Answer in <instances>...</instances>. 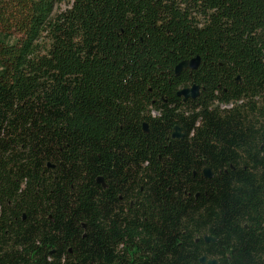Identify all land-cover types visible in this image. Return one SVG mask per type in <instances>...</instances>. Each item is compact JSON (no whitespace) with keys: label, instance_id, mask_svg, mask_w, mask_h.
<instances>
[{"label":"trees","instance_id":"obj_1","mask_svg":"<svg viewBox=\"0 0 264 264\" xmlns=\"http://www.w3.org/2000/svg\"><path fill=\"white\" fill-rule=\"evenodd\" d=\"M0 22V264H264V0H0Z\"/></svg>","mask_w":264,"mask_h":264},{"label":"water","instance_id":"obj_2","mask_svg":"<svg viewBox=\"0 0 264 264\" xmlns=\"http://www.w3.org/2000/svg\"><path fill=\"white\" fill-rule=\"evenodd\" d=\"M201 58L200 56H195L191 59L188 60H182L180 61L176 67H175V73L178 74L181 70L183 69H196L198 67V65L200 64ZM200 93V86L198 84H193L190 87H184L181 88L177 91V95L182 96L183 99H194L196 98ZM143 129L145 131H147V125L146 123H143ZM172 137L174 138H181L183 137V133L181 132L179 127H175V130L172 133ZM203 174L206 177H211L213 175V172L211 171V169L209 167H205L203 169ZM97 182L101 183L103 186L105 185L103 183V179L101 176L97 177ZM205 241H215V238L212 236H205L204 237ZM200 262L204 263V264H217V261L215 259H207V257L205 255L200 257Z\"/></svg>","mask_w":264,"mask_h":264},{"label":"rangeland","instance_id":"obj_3","mask_svg":"<svg viewBox=\"0 0 264 264\" xmlns=\"http://www.w3.org/2000/svg\"><path fill=\"white\" fill-rule=\"evenodd\" d=\"M3 31V24L0 22V32Z\"/></svg>","mask_w":264,"mask_h":264}]
</instances>
